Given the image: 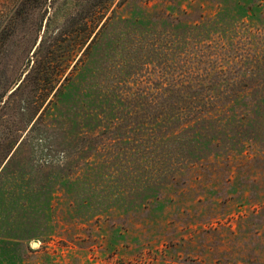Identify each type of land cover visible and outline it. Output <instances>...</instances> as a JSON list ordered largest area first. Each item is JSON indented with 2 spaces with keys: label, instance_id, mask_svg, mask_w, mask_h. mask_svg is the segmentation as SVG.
Masks as SVG:
<instances>
[{
  "label": "rangeland",
  "instance_id": "rangeland-1",
  "mask_svg": "<svg viewBox=\"0 0 264 264\" xmlns=\"http://www.w3.org/2000/svg\"><path fill=\"white\" fill-rule=\"evenodd\" d=\"M73 4L0 0V106L12 104L0 107V264H264V129L169 162L150 135L162 96L186 109L182 96L218 92L217 81L264 111V0H127L66 92L94 80L98 100L130 96L103 105L124 119L81 126L97 135L79 144L26 136L23 80Z\"/></svg>",
  "mask_w": 264,
  "mask_h": 264
},
{
  "label": "trees",
  "instance_id": "trees-1",
  "mask_svg": "<svg viewBox=\"0 0 264 264\" xmlns=\"http://www.w3.org/2000/svg\"><path fill=\"white\" fill-rule=\"evenodd\" d=\"M72 1L75 2L74 7L62 28L53 37V41L51 40L48 44V38H43L35 53L34 63L23 80L25 86L30 83L32 89L20 102L18 117L22 123L20 125L22 130L23 126L27 128L31 125L26 136L35 134L41 137H53L55 140L69 138L71 143L79 144L84 138L88 136L94 138L97 135V132L81 133L78 129L81 126L88 129L98 128L103 124V119L108 122L124 119L122 115L119 117L114 113L115 109L103 107V105L124 104L125 100L132 105L135 99L130 100V96L124 97L122 94L104 93L102 97L100 96L101 100H98V97L94 96V80L88 84L84 83V86H81L75 94L76 96L69 99L66 92L69 85L76 79L75 71L83 70L81 64L86 61L87 54V58H92L90 51L93 46L98 43L107 26L127 0ZM137 26L141 28V25L137 24ZM80 52H82L81 56L72 65ZM68 69L70 70L66 73ZM95 75L96 73L92 77ZM219 83L217 81L214 88L220 91ZM21 87L22 84L19 88ZM219 91L210 93L208 96H204L203 93L191 96L192 93H190L187 100L185 96H182L180 105L186 104L189 107L178 110L173 109V106L177 104L176 101L173 103V99L167 96L161 97L165 101L164 110L159 111L162 114L155 117L157 113L150 112L152 116L150 135L153 136V141H157L158 151L162 150L164 144L168 145L167 152H164L161 159H166L168 162L171 159L175 160L177 149L182 154L192 149L204 154L225 150L228 143L235 144L239 140L258 139L262 136L264 111L261 110L263 106L261 100L258 98L243 104L237 93ZM146 102L149 103L147 100ZM166 103L170 105L167 106ZM11 105L10 100H7L0 107L4 109ZM102 108L107 109L103 112ZM176 143L179 144L178 148ZM86 150L91 149L87 147ZM18 153L16 149L5 173L14 163ZM177 158L181 159L178 156ZM179 159L173 161L171 165L178 171L182 169ZM156 161L151 158L150 166L153 167ZM68 165L70 168L74 167L72 161ZM57 173H55L56 178L59 176ZM154 180H151V184L158 182ZM16 190L17 187H14V191Z\"/></svg>",
  "mask_w": 264,
  "mask_h": 264
}]
</instances>
